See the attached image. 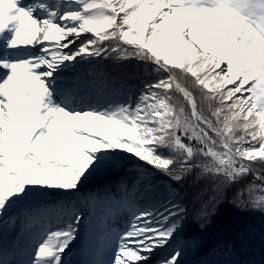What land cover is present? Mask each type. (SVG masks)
<instances>
[{
    "label": "snow or ice",
    "instance_id": "snow-or-ice-1",
    "mask_svg": "<svg viewBox=\"0 0 264 264\" xmlns=\"http://www.w3.org/2000/svg\"><path fill=\"white\" fill-rule=\"evenodd\" d=\"M0 264H264V0H0Z\"/></svg>",
    "mask_w": 264,
    "mask_h": 264
},
{
    "label": "trees",
    "instance_id": "trees-1",
    "mask_svg": "<svg viewBox=\"0 0 264 264\" xmlns=\"http://www.w3.org/2000/svg\"><path fill=\"white\" fill-rule=\"evenodd\" d=\"M260 222L261 217L258 213H253L251 211L244 212L226 202L219 209L214 221L206 227L209 229L210 234H215L220 228L229 224L258 225ZM195 227L199 228V225L196 224Z\"/></svg>",
    "mask_w": 264,
    "mask_h": 264
}]
</instances>
